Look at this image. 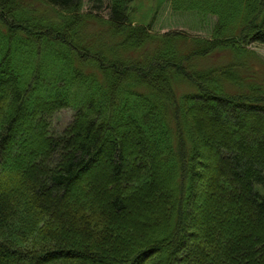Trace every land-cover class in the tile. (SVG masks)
<instances>
[{
  "label": "trees",
  "instance_id": "16d2710c",
  "mask_svg": "<svg viewBox=\"0 0 264 264\" xmlns=\"http://www.w3.org/2000/svg\"><path fill=\"white\" fill-rule=\"evenodd\" d=\"M138 1L0 0V264H264V0H170L210 38Z\"/></svg>",
  "mask_w": 264,
  "mask_h": 264
},
{
  "label": "rangeland",
  "instance_id": "374dc122",
  "mask_svg": "<svg viewBox=\"0 0 264 264\" xmlns=\"http://www.w3.org/2000/svg\"><path fill=\"white\" fill-rule=\"evenodd\" d=\"M85 1V13L93 10L92 5H90V0ZM103 16L107 15V12L100 11ZM131 20L134 26H144L153 35H165L169 33H182L187 37H200V38H210L213 21L203 20L197 14L188 13L182 15L173 10L170 0H139L136 4L132 6ZM251 55L244 54L239 62L241 63L243 75H249L255 73L259 76L264 73V46H259L258 44L251 43L249 46ZM237 58V55L232 53H226L225 56L222 54H216L206 60H199V66L203 70L222 68L223 66L229 65L231 62L229 59ZM239 58V57H238ZM248 66L250 71L244 70ZM253 66V67H252ZM258 81V80H257ZM74 112L72 110H63L56 114L52 120V128L61 132L63 131L72 121ZM202 117V115H199ZM33 124V120L30 116L25 118L24 127H28ZM209 132V130H207ZM138 137H136L137 139ZM207 138V137H206ZM38 142H40L38 140ZM207 142L210 146L212 144L211 134L209 133ZM145 151V150H144ZM143 152H140V156ZM207 155V153H205ZM41 159L36 156L33 161L31 159L25 160V166L29 164L37 163ZM134 162L133 158L128 159V170L131 169ZM81 186V181L75 184V189ZM164 186L166 184L164 183ZM156 214V213H155Z\"/></svg>",
  "mask_w": 264,
  "mask_h": 264
}]
</instances>
